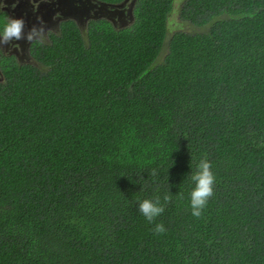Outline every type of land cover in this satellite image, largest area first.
I'll use <instances>...</instances> for the list:
<instances>
[{
	"label": "trees",
	"instance_id": "1",
	"mask_svg": "<svg viewBox=\"0 0 264 264\" xmlns=\"http://www.w3.org/2000/svg\"><path fill=\"white\" fill-rule=\"evenodd\" d=\"M174 7L67 23L40 66L2 59L0 264H264V0H182L192 30L161 60ZM203 159L215 195L196 218ZM145 199L165 206L153 223Z\"/></svg>",
	"mask_w": 264,
	"mask_h": 264
},
{
	"label": "flooded vegetation",
	"instance_id": "2",
	"mask_svg": "<svg viewBox=\"0 0 264 264\" xmlns=\"http://www.w3.org/2000/svg\"><path fill=\"white\" fill-rule=\"evenodd\" d=\"M35 2L38 8L35 7ZM132 2L133 0H129L127 4L119 6L123 2L109 4L104 0H19L17 3V0H6L7 7L0 9V29L8 17L23 18L25 28L22 39L18 41L13 39L5 43L0 36V83L4 80L2 59L14 58L20 64L40 66L32 54L34 48L50 44L65 24L73 23L81 33L85 28L86 35L90 22L95 20L103 19L112 23L115 28L123 29L125 27L119 28L121 24L130 25L133 22L129 13ZM34 28L40 34L30 41L28 36Z\"/></svg>",
	"mask_w": 264,
	"mask_h": 264
},
{
	"label": "clouds",
	"instance_id": "3",
	"mask_svg": "<svg viewBox=\"0 0 264 264\" xmlns=\"http://www.w3.org/2000/svg\"><path fill=\"white\" fill-rule=\"evenodd\" d=\"M17 3H19V0H17ZM34 5L38 8L36 2ZM5 7H7L6 0L5 2H0V9H4ZM24 28L25 20L23 18L8 17L3 28L0 29V36L3 37L5 43L13 39L18 41L23 37ZM39 34L34 28L32 33L29 34L28 39L31 41L34 36ZM212 167L211 161L203 159L199 164V171L192 176V180L195 182V187L190 194L191 214L193 217L200 218L209 201L215 195L216 175ZM164 199L166 202H170L171 197L165 196ZM139 211L149 223H153L157 217L163 214L165 206L159 202V199L155 202L145 199L139 202ZM153 231L157 234H164L167 229L163 223H157Z\"/></svg>",
	"mask_w": 264,
	"mask_h": 264
},
{
	"label": "rangeland",
	"instance_id": "4",
	"mask_svg": "<svg viewBox=\"0 0 264 264\" xmlns=\"http://www.w3.org/2000/svg\"><path fill=\"white\" fill-rule=\"evenodd\" d=\"M181 4H182V0H175V7L174 10L172 12V14L169 17V22H168V29H169V33H168V39L161 57V60L164 58L166 52H167V44L169 42V38L172 36L173 33H175L176 31H191L192 28L189 24L184 23L183 20L180 18V8H181ZM129 23L127 24H121L119 26V28L122 27H126ZM118 26V25H117ZM195 31L198 32H202L205 31V29L207 28H193ZM83 36H86V29H83L82 32Z\"/></svg>",
	"mask_w": 264,
	"mask_h": 264
},
{
	"label": "water",
	"instance_id": "5",
	"mask_svg": "<svg viewBox=\"0 0 264 264\" xmlns=\"http://www.w3.org/2000/svg\"><path fill=\"white\" fill-rule=\"evenodd\" d=\"M137 0H133V2L131 3L130 9H129V13L132 15V18H134L133 16V10H134V6ZM129 2V0H124L123 3H121L119 6H123L125 4H127Z\"/></svg>",
	"mask_w": 264,
	"mask_h": 264
}]
</instances>
